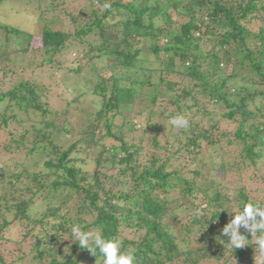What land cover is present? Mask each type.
Listing matches in <instances>:
<instances>
[{
  "label": "trees",
  "instance_id": "1",
  "mask_svg": "<svg viewBox=\"0 0 264 264\" xmlns=\"http://www.w3.org/2000/svg\"><path fill=\"white\" fill-rule=\"evenodd\" d=\"M72 1H46L40 35L0 25V264H102L71 241L73 225L119 239L137 264H264L256 234L241 228L240 248L221 236L242 202L264 205V189L254 198L217 180L251 170L249 183H264V103L250 109L264 102V0H87L75 13ZM32 50L30 74L46 86L11 65ZM68 54L78 64L62 74L56 59ZM70 77L83 88L67 85L65 109H50L47 93ZM86 96L89 120L59 146L55 133L73 132L70 105ZM177 115L187 128L171 125Z\"/></svg>",
  "mask_w": 264,
  "mask_h": 264
},
{
  "label": "rangeland",
  "instance_id": "2",
  "mask_svg": "<svg viewBox=\"0 0 264 264\" xmlns=\"http://www.w3.org/2000/svg\"><path fill=\"white\" fill-rule=\"evenodd\" d=\"M47 0H40V3H38L36 0H5L4 2H2V4L0 5V25H10L16 28H19L23 31L26 32H31L33 33L35 36L40 35L41 33V28H42V24L39 20L36 19L35 15H38L39 12L43 9L45 3ZM85 3H87V0H73L72 1V5H69L67 7V9H69V11L71 12H77L79 10L80 7H82L83 5H85ZM159 6V5H158ZM48 19L52 18V15L47 14L46 15ZM171 17H174V13L172 12ZM263 23L260 22H254L252 23V27L254 29L262 26ZM4 37V33L2 31H0V41L3 40ZM32 47L33 49L37 47V43H35V41L32 42ZM77 56L76 54H68L66 57V60H68V62H64L66 60H63L62 58H58L56 59L57 61H59V65H60V70L64 68V70H66L68 68H71V66H77V62L74 63L77 60ZM61 60V61H60ZM38 56L37 54L34 52V50H32L29 54L26 55H18L15 58H13L11 65L14 67L15 72L17 73L18 76H24V79L30 78L32 79L35 78V81L38 82L39 84H45V86L47 85V83H44L43 79L44 77L40 74H38V72H35L30 74V70L32 69L31 67L36 66L37 62H38ZM81 65L86 66V64H89L90 62L87 59H83L82 62H80ZM91 63H95V61L91 62ZM72 64V65H71ZM91 65V64H90ZM28 66L30 68H28ZM60 71L62 72V74L65 73V71ZM223 71L227 72V74L230 73V69L226 68L223 69ZM59 73V72H58ZM108 71H105L103 76H107ZM61 75V73L57 74V76L59 77ZM154 78L153 81L157 82V78L158 75L157 74H153ZM20 78V77H17ZM167 78V77H166ZM70 81L68 80H64V82L62 80L58 81V85L56 88H53L52 90H50L45 98V101H48L49 103V108L54 110V111H63L65 109V99H69V94L68 92H66L64 89L67 88V85L70 86V88H72L73 86H75V84L77 83L79 85L80 88H83L84 86V81L82 82V84L79 82V77L73 78L70 77ZM33 80V79H32ZM174 80V79H173ZM12 81V80H9ZM90 81L88 83V87L89 85H94L93 81L96 80H87ZM168 81H170V78H168ZM8 81H5V83H7ZM4 83V84H5ZM171 95L170 93L167 94V96ZM90 96H86L83 97L80 100V103L74 105L71 104L70 108H69V114L66 116V120L69 126V129L71 128V130L73 131L71 134H64V133H55L56 135V143L59 146H64L66 144H68L71 140H73L74 138H76L75 133L77 131L80 130V128L82 127L83 123H85L87 120H89L90 116H91V112L93 110V108H95V106H93L92 101H96V99H91L90 100ZM262 103L264 102H260L259 100L255 101L253 104L250 105V109H255L257 106H260ZM93 106V107H92ZM146 114V113H145ZM146 119L147 116L146 115H142V116H136V121L137 123H134V134L133 136H141L142 135V129L144 128V125L146 124ZM160 119L159 116H157L156 118L153 119V122L158 121ZM202 122V121H201ZM204 126H207L206 121L201 123ZM225 129L230 127L227 124H223L222 125ZM228 126V127H227ZM3 134V133H2ZM154 136V133L151 132L150 130L148 131L147 134H145L143 137L147 138V139H151ZM160 139H162V136L159 137ZM79 158H84L83 154L78 155ZM228 157V156H227ZM229 159V158H228ZM76 165L78 167H81L84 171H89L92 172L94 170V167L92 164H90L89 162L87 163H81L78 162L76 163ZM109 166V164L107 165ZM192 167H189L188 169H190ZM185 169V170H188ZM192 170V169H191ZM263 173H264V167H263ZM235 172L232 171V173L228 174L227 177L223 178L224 176L219 174L217 175V180H220L222 182V184H224V186H226L228 188L227 185L236 187L235 185H245L247 186V190L248 192H250L251 197L253 196L254 198L257 197V193L256 191H261L264 189V183L262 182H256V184L254 182L249 183L248 179L253 177V172L251 170H248L246 172L241 173L242 174V181H239V179L237 178V176H235ZM223 176V177H222ZM188 177H191V175H188ZM220 177V178H219ZM229 182V183H227ZM229 188V189H230ZM178 193V192H176ZM173 209V205L171 206V210ZM41 210V209H40ZM175 212V210H174ZM167 222V220H166ZM180 230H176V233L179 234ZM186 239H189L190 241V245H195V239H193V235L190 234V236H186ZM263 260V258H262ZM256 261H258V263L261 262V260L258 258H256ZM83 264H97L95 263V261H86ZM98 264H101L98 261ZM200 264H213V263H207L206 261L200 263ZM235 264H239L237 262V260H235Z\"/></svg>",
  "mask_w": 264,
  "mask_h": 264
},
{
  "label": "clouds",
  "instance_id": "3",
  "mask_svg": "<svg viewBox=\"0 0 264 264\" xmlns=\"http://www.w3.org/2000/svg\"><path fill=\"white\" fill-rule=\"evenodd\" d=\"M107 7L106 4L105 8ZM170 123L177 129H185L189 126L188 119L183 115L173 117ZM230 213H234V215L221 229V236L228 238L227 245L231 248L249 245V239L240 232V229L243 228L251 233V237L256 234V249L261 256H264V205L245 201L242 202L238 211ZM71 234L72 242L88 250L94 256L98 252L102 257V264H137L134 251H122V242L115 237L106 238L102 230L86 231L80 225H73Z\"/></svg>",
  "mask_w": 264,
  "mask_h": 264
}]
</instances>
